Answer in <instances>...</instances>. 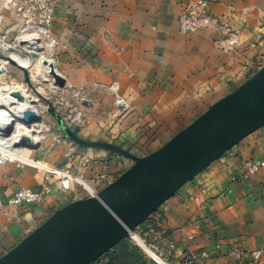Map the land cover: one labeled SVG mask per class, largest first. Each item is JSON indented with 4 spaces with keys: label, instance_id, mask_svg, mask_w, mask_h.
<instances>
[{
    "label": "crops",
    "instance_id": "obj_1",
    "mask_svg": "<svg viewBox=\"0 0 264 264\" xmlns=\"http://www.w3.org/2000/svg\"><path fill=\"white\" fill-rule=\"evenodd\" d=\"M53 1L55 60L67 83L91 96L81 107L87 124L79 133L93 142L147 154L264 64V0H209L206 13L238 36L232 46L215 24L179 31L177 14L189 0ZM249 159L264 161V126L181 186L135 231L173 262L191 255L190 264H264V166L245 178L242 164ZM33 160L0 161V255L54 210L86 197L77 183L62 191L38 163L66 168L96 190L99 174L111 182L128 165L116 153L71 142H44ZM43 186L48 192L40 202L6 203L19 187ZM233 248H241L240 257L229 255ZM256 249L263 250L258 260L251 255Z\"/></svg>",
    "mask_w": 264,
    "mask_h": 264
},
{
    "label": "water",
    "instance_id": "obj_2",
    "mask_svg": "<svg viewBox=\"0 0 264 264\" xmlns=\"http://www.w3.org/2000/svg\"><path fill=\"white\" fill-rule=\"evenodd\" d=\"M60 84L63 80L54 73ZM65 135L81 147L125 155L133 163L94 196L54 210L0 255V264H90L135 233L151 213L214 160L264 126V64L143 156L106 141H85L51 108ZM25 123L38 121L35 113ZM31 147V146H30Z\"/></svg>",
    "mask_w": 264,
    "mask_h": 264
},
{
    "label": "rangeland",
    "instance_id": "obj_3",
    "mask_svg": "<svg viewBox=\"0 0 264 264\" xmlns=\"http://www.w3.org/2000/svg\"><path fill=\"white\" fill-rule=\"evenodd\" d=\"M37 24V13L32 4L23 0H0V84L3 85V88L0 86V95L2 97L6 95L8 102L15 106L12 103L13 96H7V94L14 90H26L28 94L34 97L32 104L34 109L36 107L40 112L38 121L29 124L21 119L20 124L22 126L19 127V129L22 128L34 135L37 138V144L15 145L17 142L8 140L6 134L1 133L5 149L0 152V161L35 163L33 160L35 151L44 142H54V145L62 146L68 142L77 144L67 137L59 127L56 117L50 112L51 108L76 133H79V129L87 124L85 112L81 107H84L83 102L91 100V96L85 94L86 92L81 88H73L67 83L64 73L59 69L55 60L54 52L57 48L52 51L46 49L45 39L38 32L37 26L39 25ZM35 37L38 39H33ZM31 44L38 45L37 51L31 48ZM11 47H17V49L12 50ZM18 56L23 61L18 63L14 59ZM52 67L53 72H51ZM54 73L59 81L63 80L62 85L56 80ZM0 108L2 109V107ZM79 136L85 141H90L82 137L80 133ZM121 147L131 152L128 148ZM112 154L115 153L112 152ZM116 154L127 161V168L133 163L131 158L119 153ZM133 154L137 155L136 153ZM38 164L45 167L41 163ZM59 168L62 167L59 166ZM82 180L87 182L85 179Z\"/></svg>",
    "mask_w": 264,
    "mask_h": 264
},
{
    "label": "built area",
    "instance_id": "obj_4",
    "mask_svg": "<svg viewBox=\"0 0 264 264\" xmlns=\"http://www.w3.org/2000/svg\"><path fill=\"white\" fill-rule=\"evenodd\" d=\"M32 4L34 7L37 18H38V32L42 34L43 39H45V47L47 50H54L58 45L56 37L52 34V25H53V12L55 3L53 0H23ZM209 0H189L183 4L177 14V25L181 33L186 32H196L203 27L208 26L209 24H215L220 29L224 30L228 34V43L230 46L238 42V36L235 32H232L227 25L222 24L217 21L216 18L210 16L206 13V8L208 6ZM3 161V160H1ZM39 167L45 169L47 172L52 174L59 182V187L62 191L69 190L75 183L81 185L86 192L87 196L96 195L97 191L95 188H87L83 181L82 177L74 174L68 169L59 168L55 166H46L42 167L37 164ZM264 166L263 160L249 159L245 160L242 164V176L248 177L250 174L255 173L257 170ZM104 174H99L97 177L101 183V188L107 185L109 182L105 178ZM48 192V187L43 186L39 190H34L29 187H19L11 197L7 199L8 205H19L23 203H37L44 199L45 195ZM1 204V199H0ZM132 233L129 237L141 248V250L150 258L155 264H190L192 256L187 255L183 257L180 262H173L166 258L164 252L160 249L158 244L146 242L139 234L143 242V246L140 245L137 240L134 238ZM169 247H172V244H168ZM241 248H233L229 251V255L232 257H240L242 254ZM204 253V252H203ZM263 253L262 249L254 250L251 255L254 260H258Z\"/></svg>",
    "mask_w": 264,
    "mask_h": 264
},
{
    "label": "bare ground",
    "instance_id": "obj_5",
    "mask_svg": "<svg viewBox=\"0 0 264 264\" xmlns=\"http://www.w3.org/2000/svg\"><path fill=\"white\" fill-rule=\"evenodd\" d=\"M33 39H38V37H35ZM37 46H38L37 44H31V48H33L35 51H37ZM11 49L16 50L17 47L16 48L11 47ZM14 59L18 63L23 61L22 58L19 56L15 57ZM51 72H53V67L51 69ZM9 95L13 96L12 103H14L15 106H13L12 104L8 102L6 95L3 97L0 95V107H2V109L0 108V134L1 133L4 135L6 134V137L8 140H13L17 142V144L15 143V145H19V144L36 145L38 141H37V138L34 137V135L29 134L27 131H25L22 128L19 129V127L22 126L20 124L21 123L20 120L23 118V115L25 113L32 112L34 114L36 113L37 115H39L40 113L39 110L36 107L34 109L32 105L34 97L28 94L26 90H21V91L14 90L13 92H10L9 94H7V96ZM1 137L2 136L0 135V152H2L1 150L5 149V146L3 143L4 140ZM10 143L14 144V142H11V141ZM82 181L87 188L88 187L92 188V186L89 185L87 182H85L84 180ZM133 236L137 240V242L142 241L141 238H139L137 234H134Z\"/></svg>",
    "mask_w": 264,
    "mask_h": 264
},
{
    "label": "trees",
    "instance_id": "obj_6",
    "mask_svg": "<svg viewBox=\"0 0 264 264\" xmlns=\"http://www.w3.org/2000/svg\"><path fill=\"white\" fill-rule=\"evenodd\" d=\"M147 218L138 227H143L148 221ZM143 238V232H140ZM90 264H153L141 248L129 237L118 241L112 248L97 257Z\"/></svg>",
    "mask_w": 264,
    "mask_h": 264
}]
</instances>
